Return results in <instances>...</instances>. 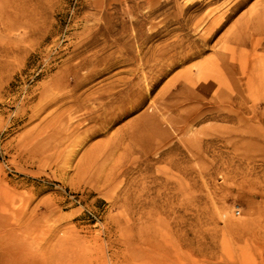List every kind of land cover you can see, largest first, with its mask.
I'll return each mask as SVG.
<instances>
[{
    "label": "rangeland",
    "instance_id": "1",
    "mask_svg": "<svg viewBox=\"0 0 264 264\" xmlns=\"http://www.w3.org/2000/svg\"><path fill=\"white\" fill-rule=\"evenodd\" d=\"M0 252L264 264V0H0Z\"/></svg>",
    "mask_w": 264,
    "mask_h": 264
},
{
    "label": "bare ground",
    "instance_id": "2",
    "mask_svg": "<svg viewBox=\"0 0 264 264\" xmlns=\"http://www.w3.org/2000/svg\"><path fill=\"white\" fill-rule=\"evenodd\" d=\"M4 250V249H3ZM3 252L4 251H2V254H3ZM1 253V252H0ZM5 254H7L6 256H8L9 254H8V252H6ZM3 257V256H2ZM5 259V258H4ZM8 261H9V259H8ZM4 263V262H3ZM9 263V262H8ZM5 264V263H4Z\"/></svg>",
    "mask_w": 264,
    "mask_h": 264
}]
</instances>
